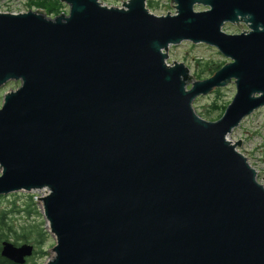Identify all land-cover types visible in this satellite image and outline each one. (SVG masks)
I'll return each instance as SVG.
<instances>
[{"label":"water","instance_id":"95a60500","mask_svg":"<svg viewBox=\"0 0 264 264\" xmlns=\"http://www.w3.org/2000/svg\"><path fill=\"white\" fill-rule=\"evenodd\" d=\"M59 1L68 13L0 11V89L19 82L0 107V197L42 192L46 264H264V186L228 139L264 106V0H170L161 16ZM184 41L228 61L198 80L167 62ZM230 83L219 118L196 113ZM34 250L0 244L14 264Z\"/></svg>","mask_w":264,"mask_h":264},{"label":"rangeland","instance_id":"374dc122","mask_svg":"<svg viewBox=\"0 0 264 264\" xmlns=\"http://www.w3.org/2000/svg\"><path fill=\"white\" fill-rule=\"evenodd\" d=\"M45 1L47 2L46 5H51L55 0H0V11L19 13L29 10H42L40 5ZM124 1L126 0H101V2L108 6L118 7ZM146 4L150 11L158 16L165 15L168 12L174 13V7L171 5L170 0H146ZM195 9L204 10L205 7L197 6ZM59 10L61 11L60 13H68V6L61 3ZM44 12L47 13V11ZM46 15L50 17L55 16L49 13ZM242 29H245V27ZM242 29L231 24H225L223 27V30L230 34L239 33ZM227 61L228 59L221 55L216 48L204 43L193 44L189 41H184L179 45L170 46L168 49L167 62L169 64L172 62L185 64L189 68L191 75L198 80L210 77L213 74L211 72L215 68H220ZM197 75L200 78H197ZM18 86L19 82H9L0 89V107L3 102L4 93L15 90ZM218 89V94L214 89L206 95L198 96L193 101L194 110L203 119L214 121L218 116H221V110L216 109L213 106L214 103L227 106L236 92L234 83ZM228 139L233 142H241V145L237 147L238 151L247 158L249 164L257 172V181L264 186V106L246 116L239 126L228 135ZM41 195L42 192L40 191H21L0 197V212H9L12 209L21 211L19 213L12 211L10 214L15 228L21 229L23 227L36 226V229L44 234L43 241L39 245L35 241V234H29V244H32L34 249L37 251L41 250V252L28 258L26 264H46L52 254L51 249L55 244L53 236L48 231L41 205L37 201V198ZM29 196L33 197L35 205L30 207L33 212L27 215L25 203ZM8 240L17 242L18 244L25 243L24 241H15L13 237H8Z\"/></svg>","mask_w":264,"mask_h":264},{"label":"trees","instance_id":"16d2710c","mask_svg":"<svg viewBox=\"0 0 264 264\" xmlns=\"http://www.w3.org/2000/svg\"><path fill=\"white\" fill-rule=\"evenodd\" d=\"M46 1L44 3H42L40 6L42 8V11H47V13H49L50 15H57L59 14L61 11L59 10V7L61 6V2L59 0H55L53 1V3L51 5H46ZM218 68H215L213 70V72H215ZM211 72V74L213 73ZM197 78H200L199 75H197ZM215 92L218 94L219 89H215ZM216 109H220L221 110V115L223 113V111L225 110L226 105H217L216 103H214L213 105ZM220 116H218L219 118ZM26 205V213L27 215H29L30 213L33 212V210L30 209V207L34 206V201H33V197L29 196L28 200L25 203ZM13 207H15V205H13ZM12 211H16V209H12L9 212H5V211H1L0 212V244L3 240H8V237H13L15 239V241H24L25 243H29L30 241V233H34L35 234V241L36 243L39 245L42 243L43 241V237L44 234L43 232L39 231L38 229H36V226H30L28 228L23 227L21 229L15 228V226L12 223V219L10 214L12 213ZM21 212L20 210L16 211V213ZM12 242V241H11ZM15 245H18L17 242H13ZM40 251H37L36 249L34 250V254L40 253ZM28 260V259H27ZM27 262V261H26ZM0 264H14L11 261L3 258L0 255Z\"/></svg>","mask_w":264,"mask_h":264}]
</instances>
